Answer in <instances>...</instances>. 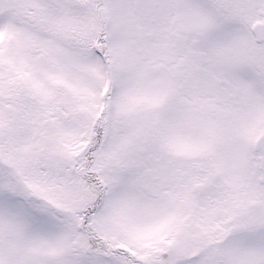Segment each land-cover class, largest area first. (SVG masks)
<instances>
[{
    "label": "snow or ice",
    "instance_id": "1",
    "mask_svg": "<svg viewBox=\"0 0 264 264\" xmlns=\"http://www.w3.org/2000/svg\"><path fill=\"white\" fill-rule=\"evenodd\" d=\"M0 264H264V0H0Z\"/></svg>",
    "mask_w": 264,
    "mask_h": 264
}]
</instances>
